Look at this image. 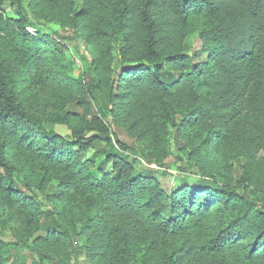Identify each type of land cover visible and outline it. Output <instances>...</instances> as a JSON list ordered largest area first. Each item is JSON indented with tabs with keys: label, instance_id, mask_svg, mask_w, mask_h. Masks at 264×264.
<instances>
[{
	"label": "trees",
	"instance_id": "obj_1",
	"mask_svg": "<svg viewBox=\"0 0 264 264\" xmlns=\"http://www.w3.org/2000/svg\"><path fill=\"white\" fill-rule=\"evenodd\" d=\"M34 228L68 259L31 264H264V0H0V264L26 262Z\"/></svg>",
	"mask_w": 264,
	"mask_h": 264
},
{
	"label": "rangeland",
	"instance_id": "obj_2",
	"mask_svg": "<svg viewBox=\"0 0 264 264\" xmlns=\"http://www.w3.org/2000/svg\"><path fill=\"white\" fill-rule=\"evenodd\" d=\"M8 13L10 15H14L13 11L9 10ZM36 17V16H33ZM32 29L33 32H35V28L33 27H29ZM38 29H41L42 32H46L47 34L53 35L55 34V32H60L61 35H66L68 33H70V31H62L60 26L57 23L54 22H50L48 20L42 19L40 22H38ZM30 32H32L31 30H29ZM32 32V33H33ZM56 37H58V35L55 34ZM53 36V37H55ZM190 44L192 47H196L199 46V42L196 38V36H191L190 39ZM69 43V42H68ZM70 45V43H69ZM83 49V47H82ZM83 51H85L83 49ZM85 54H87L86 52H84ZM72 55L73 57L76 59L77 62V68L74 72V75H79V73L81 72V70H85L88 72H92V68L90 65V62H87L86 60H82V56L79 53V51L77 50V48L75 46L72 47ZM88 55V54H87ZM90 59V58H89ZM73 76V75H71ZM75 77V76H74ZM53 92V86L52 85H48L43 89V92L41 94V98L43 100H46L47 98H52V93ZM75 95H77L79 97V93H77V89H74ZM114 132L117 131L116 126L112 127ZM56 131L63 135L66 136L68 133V126L67 125H63V124H58L56 126ZM136 132V130H132L130 132L131 136L134 135V133ZM130 136V137H131ZM121 138L124 140H127L128 142H130V140H132V138H128L125 135H121ZM91 152H88V155H90ZM216 157H214L215 160V164L217 166H224V171H234L237 167H236V161L233 159H227L224 158L222 155L216 154ZM166 166L165 168H162V170L167 169L168 173H170V176L167 177H162L163 182L165 183V185H170V186H174L177 183L179 174L181 173L179 170V166L174 162L173 157H169L168 159L165 160ZM141 164L146 165V163L142 160ZM153 167H157L156 165H152ZM229 173V172H228ZM194 177V176H193ZM196 177V175H195ZM29 179V183L31 184H36L38 183L37 180L35 178H33L32 176H28ZM195 179V178H193ZM19 188H22L23 190H26V186H24L23 182L19 181ZM39 194H40V198L43 200V202L45 203L44 205V209L47 208H52L53 204L49 201V199L46 197V190L40 191L39 190ZM65 206L64 207V215L62 214V217L64 219L65 222L70 223L73 226H77L78 222L76 219V216H78V213L76 211L73 212L74 216L72 213L68 212L69 207ZM61 208L62 205L60 206ZM22 206L20 202H16L13 207L11 209H7L5 210V215H6V219H7V228H5L4 230V234H3V238L6 241H10V242H14V241H19V239H21L23 237V234L25 232H27V230H25V223L27 222L26 219V215L25 213L22 211ZM74 210V209H73ZM67 212V214H66ZM44 220V218H43ZM2 228V227H1ZM34 231L32 232V236L29 240H25L28 241V243L26 245L27 248H25V246H20V249L22 252L25 253L26 256V262L24 263H17V264H31V262L33 261V259H39L40 258V252H44V253H51L53 255H55L56 257H58L60 260H67L68 259V253H67V248H66V241L67 238L65 237H50L48 239L44 238L43 233L41 232V230L34 228ZM23 239V238H22ZM23 241V240H22ZM34 249H31V248ZM32 250H37L34 252H31ZM81 262H83V264H94V261H84V259H81Z\"/></svg>",
	"mask_w": 264,
	"mask_h": 264
},
{
	"label": "built area",
	"instance_id": "obj_3",
	"mask_svg": "<svg viewBox=\"0 0 264 264\" xmlns=\"http://www.w3.org/2000/svg\"><path fill=\"white\" fill-rule=\"evenodd\" d=\"M28 29L32 31V29H31V28H28ZM32 32H33V31H32Z\"/></svg>",
	"mask_w": 264,
	"mask_h": 264
}]
</instances>
